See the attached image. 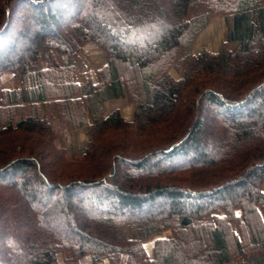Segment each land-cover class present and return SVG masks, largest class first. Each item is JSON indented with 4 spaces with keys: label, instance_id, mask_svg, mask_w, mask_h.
I'll use <instances>...</instances> for the list:
<instances>
[{
    "label": "trees",
    "instance_id": "obj_1",
    "mask_svg": "<svg viewBox=\"0 0 264 264\" xmlns=\"http://www.w3.org/2000/svg\"><path fill=\"white\" fill-rule=\"evenodd\" d=\"M5 72L0 264H264V0H0Z\"/></svg>",
    "mask_w": 264,
    "mask_h": 264
},
{
    "label": "rangeland",
    "instance_id": "obj_2",
    "mask_svg": "<svg viewBox=\"0 0 264 264\" xmlns=\"http://www.w3.org/2000/svg\"><path fill=\"white\" fill-rule=\"evenodd\" d=\"M103 9H105V7ZM18 23H19V21L15 18L14 21H13V25L14 24L15 25L16 24L18 25ZM224 31H225V27H224L223 18H221V17H215V18L211 19V21L206 25V27L197 36V39H196V41L194 43V46H193V52L198 51L200 48H205V49H208V50L215 51L218 48V46L220 44V41L222 40V38L224 36ZM85 45L87 46L88 50H90V51L93 48L96 49L95 47H93V44L92 43H86ZM233 47H235V45ZM87 60H88V62H87V66H88L87 69H89L90 71H92L94 69V67L101 65L100 64V61L101 60L99 59V57L98 58H95V59H90L89 57H87ZM79 61H80V63H83L82 59H79ZM78 62H77V64H79ZM81 66H83V65H78L79 68ZM170 73L174 77H179L180 76V73H178L174 69H171L170 70ZM3 74H4V76H2ZM5 76H6L5 73H2L0 75V77L2 79ZM136 76H138V74L134 73V78H136ZM0 85H1V82H0ZM115 107H119V109H120L121 113L123 114V116H125L126 118H129L130 117V115H131V105L128 104L126 101H124V100H118V101L111 102V103L110 102H107L105 104L106 111H110L111 109H113ZM54 126L56 127V125H54ZM62 130L63 129H60L59 130L57 128L56 144L57 145H61L62 144L64 146H68V143L63 140L64 139V134H63V131ZM81 136H82V138H84V135L83 134H81ZM112 138H114V137H111V139ZM75 141L77 142V140H75ZM168 234H169L168 232H165L163 235H168ZM157 237L158 236H152L151 238H149L147 240V242H146V246L150 247L153 244L154 240ZM61 262H62V257L59 254L58 255L57 264H61Z\"/></svg>",
    "mask_w": 264,
    "mask_h": 264
},
{
    "label": "crops",
    "instance_id": "obj_3",
    "mask_svg": "<svg viewBox=\"0 0 264 264\" xmlns=\"http://www.w3.org/2000/svg\"><path fill=\"white\" fill-rule=\"evenodd\" d=\"M84 51L87 53L80 54L77 57V62L79 61V59H82V61H83V63H80L81 60L78 62L79 63L78 65H83L79 68L81 71L87 69V67H88L87 66L88 61L85 60L87 57H89L90 59H95V58L99 57V59L101 60L100 64H103L104 57L101 54V52H99L98 50H96L94 48L90 51V50H88L86 45L84 46ZM5 75L6 76L3 79L0 77V80H1L0 82H1V85L3 87H9V85H11V79H10L11 74L9 72H5ZM2 76H4V74ZM59 130H60V128H59ZM62 131L64 134L63 140L68 143V146L75 145V144L78 146H81V144L84 140L81 136V134H83L82 130H79L77 132H69L66 130H62ZM75 140H77V142Z\"/></svg>",
    "mask_w": 264,
    "mask_h": 264
}]
</instances>
